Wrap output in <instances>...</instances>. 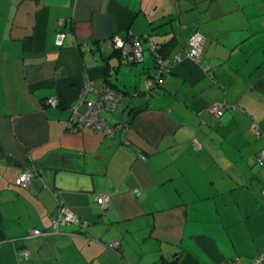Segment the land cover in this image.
Segmentation results:
<instances>
[{
    "label": "crops",
    "instance_id": "1",
    "mask_svg": "<svg viewBox=\"0 0 264 264\" xmlns=\"http://www.w3.org/2000/svg\"><path fill=\"white\" fill-rule=\"evenodd\" d=\"M198 30L196 62L186 53ZM147 35L182 58L151 95ZM117 36L143 37V60L123 59ZM89 81L121 92L106 117L128 126L68 129ZM217 102L230 106L221 117ZM0 147V264L249 263L264 250V0H0ZM28 166L38 173L16 184ZM61 205L89 221L88 235L66 224L24 238Z\"/></svg>",
    "mask_w": 264,
    "mask_h": 264
},
{
    "label": "built area",
    "instance_id": "2",
    "mask_svg": "<svg viewBox=\"0 0 264 264\" xmlns=\"http://www.w3.org/2000/svg\"><path fill=\"white\" fill-rule=\"evenodd\" d=\"M65 21L59 22V27L56 34V43L58 46H62L65 41L66 32L63 30ZM144 38H148L151 49L156 53V60L158 65L156 79H150L147 82L148 89L154 84H159V76L165 74L171 70L172 62H179L182 60L180 55H176L173 61L167 56H163L159 51L160 46L152 41L147 35ZM143 37L129 36L127 38L114 37L113 45L114 49H117L126 57L129 61H141L143 60ZM206 41V36L201 31H196L188 41L189 49L186 56L193 60L199 61L202 58L203 48ZM84 48H88V44H83ZM94 92L95 98H89L88 93ZM122 94L121 92L112 87L109 84H103L100 87H95L92 81L86 83L84 92L78 101L70 106V116L68 119V129L71 131H82L84 129H92L94 131H102L105 134H113L118 130L128 126L126 123H111L106 117V113L114 110L120 103ZM47 103L52 106L59 105V98L57 95H52L47 99ZM230 106L226 103H214L209 107V111L221 117L225 114ZM251 130L256 134H261V129L256 122L251 125ZM194 149L201 147L198 140L193 143ZM258 164L264 167V149H262L256 156ZM38 173L35 167L24 168L19 177L16 180V184L28 186L31 179ZM137 192V191H134ZM264 195V187L262 189ZM96 201L103 210L109 208L111 196L108 193L96 195ZM73 224L79 226L85 235H88L89 221L81 218L76 212L70 209L68 206L61 205L58 209L57 215L54 217L52 225L48 229L33 228L24 238H34L40 236H49L52 234L60 233L61 225ZM112 248L118 247V242L110 244ZM20 254L28 259L29 252L26 249H21ZM234 264H264V250L249 263H244L239 258L235 260Z\"/></svg>",
    "mask_w": 264,
    "mask_h": 264
},
{
    "label": "trees",
    "instance_id": "3",
    "mask_svg": "<svg viewBox=\"0 0 264 264\" xmlns=\"http://www.w3.org/2000/svg\"><path fill=\"white\" fill-rule=\"evenodd\" d=\"M147 40H148V38H146ZM145 39V40H146ZM149 41V40H148ZM144 42V38H143V40H142V43ZM157 44V43H156ZM159 46H160V48H159V51L162 53V55L163 56H167L169 53L167 52V50L165 49L166 47L163 45H160V44H158ZM143 48H144V46H143ZM150 48H151V46H150ZM152 50V49H151ZM118 53H119V55L123 58V59H125V60H127V61H129L126 57H124L123 55H122V53L120 52V51H118ZM152 53H153V55H154V58H155V63H156V69L158 70V65H157V60H156V53L152 50ZM130 62H134V61H130ZM163 75L164 74H162V75H160L159 76V81H160V83L159 84H154L152 87H151V89H148V87H147V94H149V95H151V94H154V93H156L159 89H160V85H161V79H162V77H163ZM158 77V75H157V72H156V76L154 77L155 79ZM230 109V107L228 108V110ZM133 110H139L138 108H133ZM227 110V111H228ZM226 111V112H227ZM225 112V113H226ZM119 123H121V122H119ZM123 123H126V124H128L127 122H123ZM257 135H260V134H257ZM194 148V147H193ZM199 149V148H198ZM264 149V148H263ZM195 150H197V149H195ZM261 151V150H260ZM259 151V152H260ZM0 152H2V149H1V147H0ZM261 166V165H260ZM255 258V257H254Z\"/></svg>",
    "mask_w": 264,
    "mask_h": 264
},
{
    "label": "water",
    "instance_id": "4",
    "mask_svg": "<svg viewBox=\"0 0 264 264\" xmlns=\"http://www.w3.org/2000/svg\"><path fill=\"white\" fill-rule=\"evenodd\" d=\"M5 158V157H4ZM6 159H9L10 160V158L9 157H6Z\"/></svg>",
    "mask_w": 264,
    "mask_h": 264
},
{
    "label": "rangeland",
    "instance_id": "5",
    "mask_svg": "<svg viewBox=\"0 0 264 264\" xmlns=\"http://www.w3.org/2000/svg\"><path fill=\"white\" fill-rule=\"evenodd\" d=\"M245 258V257H244ZM245 261V260H244Z\"/></svg>",
    "mask_w": 264,
    "mask_h": 264
}]
</instances>
